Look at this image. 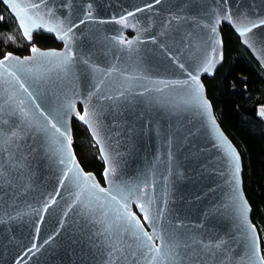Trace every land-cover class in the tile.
<instances>
[{
	"label": "water",
	"instance_id": "water-1",
	"mask_svg": "<svg viewBox=\"0 0 264 264\" xmlns=\"http://www.w3.org/2000/svg\"><path fill=\"white\" fill-rule=\"evenodd\" d=\"M0 1L16 21L14 13L5 5L4 0ZM62 2L68 3L69 0ZM71 2L73 21L76 16L82 18L84 10L92 11L96 18L94 22H87L74 30L76 50L88 53L90 63L105 71L113 67L116 69L107 77L101 72L95 73L96 81L105 80L102 94L113 96L117 91L126 89V99L119 104L94 97L92 106L98 115L86 117L89 119L86 124L75 112L84 113L83 99L91 90L94 74L90 69L85 71V66L80 63H77L67 78L53 72L50 80L41 85L42 90L46 89L53 106L56 98L62 97L65 92L69 95L73 92L83 94L76 102L75 111L66 118L72 140L71 123L75 119L87 129L101 158V144L93 136L95 129L109 158L118 162V171L122 178H147L150 184L148 191L157 201L154 207L159 206L164 210L161 223L170 232L176 233L182 241L189 237L205 244L224 240V252H217L214 264H249V240L242 234V218L235 211L231 199L234 188L238 187L239 194L248 205L247 220L254 226L259 255L263 256L261 238L257 226L252 222L251 205L243 189V161L240 151L221 128L211 101L207 98L203 77H212L224 61L221 33L223 24L236 34L241 45L264 72V25H258L244 36L227 19L221 20L216 26V39L220 43L216 45L214 66L210 72L198 74L199 82L203 85V98L210 105L207 112L188 102L183 85L170 82L186 78V73L174 65L172 59L179 58L188 65L191 63L190 58L200 53L201 40L207 42V30L198 25L196 19L191 18L210 17L217 11L223 15L228 8L232 9V14L237 19L246 10L253 20L257 15L264 18V0H228L226 5L222 0H164L160 6L154 5L152 9L136 13L129 19V24L139 22L136 28H124L111 18L142 7L144 3H151V0ZM88 3H92L91 9L87 8ZM169 12L190 19L183 22L173 21L171 27L163 29V21L168 19ZM58 14L68 16L69 10L58 8ZM100 20L106 22L100 23ZM40 31L51 34L57 42L62 43L60 49H49L59 51L64 48V40L44 29L33 30L31 41L24 37L22 31L21 34L24 41L32 45L33 35ZM125 31H131L132 38L126 37ZM117 33L127 39L139 36L134 50L129 51L126 46L120 47L110 39ZM148 35H155L156 42L148 40ZM160 44H164L165 49L172 52V57L167 56L165 49L159 47ZM126 76L131 79L130 85ZM3 87L0 85V101L6 99ZM143 89L148 91L143 92ZM36 116L43 124L38 111ZM36 143L39 149L31 154L30 169L25 171V176H30V180L26 182L27 187L23 186L25 181L17 178L15 189L4 188L0 192V264H101V256L88 243L87 231L81 234V230L87 229L88 224L82 219V207L73 205L69 198L70 194L75 198V188L71 185L61 186L59 183L60 170L56 165L59 157L48 150L43 134ZM228 144H231L239 156L238 173L234 172L236 162L229 164L226 158ZM71 150L75 155L74 147ZM76 160L79 163L78 158ZM101 160L104 167V161L102 158ZM83 170L86 171L84 168ZM102 173V182L96 179L102 187H107ZM57 188H60L59 193ZM51 196L56 197V203L50 204L45 210L43 204ZM132 210L144 223L145 230L151 232L148 223L143 221L142 213L134 206ZM41 215L44 217L42 220ZM37 223L40 225L39 231L36 228ZM49 236L52 237L51 240H48ZM73 239L78 242L72 243ZM33 243L37 245L36 249H32ZM200 257L205 260V264H213L211 259L205 258L203 251ZM120 264H132V261L121 259ZM185 264L188 262L185 261ZM192 264L200 262L197 260Z\"/></svg>",
	"mask_w": 264,
	"mask_h": 264
},
{
	"label": "snow or ice",
	"instance_id": "snow-or-ice-1",
	"mask_svg": "<svg viewBox=\"0 0 264 264\" xmlns=\"http://www.w3.org/2000/svg\"><path fill=\"white\" fill-rule=\"evenodd\" d=\"M163 2L164 0H151V3H144L142 7L126 11L118 17L113 16L111 19L124 28H136L139 22L129 24V19L133 18L136 13L152 9L154 5L160 6ZM4 3L14 13L18 27L26 39L31 41L33 30L44 29L55 33L58 39L65 41V44L64 48L59 51L56 49L41 50L32 44L29 49L30 55L20 57L7 51L0 56V85L4 86L3 94L6 96L5 100L0 101V192L4 188L15 189L17 178L25 181L23 186L27 187L26 182L30 180V176H25V171L30 169L31 154L38 151L39 145L36 142L43 134L48 150L53 151L59 157L56 165L60 170V185H71L75 188V198L73 199V194H70L69 198L72 199L73 205L82 207V219L88 224V228L82 229L81 234L87 231L88 243L95 253L101 256V264H120L121 259H131L132 264H141V261L142 264H185V261L192 264L197 260L200 264H205V260L200 257L201 251L205 253V258L211 259L214 264L217 252H224L222 246L225 241L216 240L214 243L210 241L205 244L191 237L182 241L176 233L170 232L161 223L164 210L159 206L154 207L157 201L148 191L150 184L147 178L143 180L122 178L118 171V162L109 158L106 148L99 139V133L95 129H93V136L97 139V143L101 144L100 155L104 161L102 175L107 187L101 186L94 173L83 170L71 150L72 137L66 119L75 111L76 102L83 94L73 92L69 95L65 92L62 97L56 98L53 106L51 98L46 94V89H41V85L50 80L53 72L67 78L72 74L77 63H80L85 66V71L90 69L94 74L91 90L83 99L84 113L75 112L80 120L88 124L89 119L86 117L98 115L97 110L92 106L94 97H98L101 101H113L115 104L126 99V89L117 91L113 96H106L102 94L105 80L96 81L95 73L101 72L107 77L116 70L115 67L105 71L98 65L90 63L88 53L76 50L74 30L87 22H94L96 18L93 12L84 10L82 18L76 16L73 21L71 0L68 3H63L62 0L59 3L58 0H4ZM222 3L226 5L228 0H222ZM92 7V3L87 4L88 9ZM58 8L68 9L69 15H59ZM0 19L3 17L0 16ZM188 19L190 18L187 16L172 15L169 12L168 19L163 21L162 27L167 29L171 27L173 21L183 22ZM191 19H196L198 25L207 30V42L201 40L200 53L191 57V63L188 65L181 62L179 58L172 59L171 62L186 73V78L170 83L183 85L188 102L207 112L210 105L203 98L201 92L203 85L199 82L198 74L205 71L210 72L214 66L216 45L220 43L216 39V26L221 20L227 19L232 22L235 30L244 36L258 25H264V18L257 15L253 20L246 10L237 19L232 14V9L228 8L223 15L217 11L210 17ZM99 22L105 23L106 21L100 20ZM139 30L144 31V29ZM110 39L116 45L126 46L129 51H132L139 36L127 39L117 33ZM147 39L156 42L157 37L148 35ZM244 42L248 43L247 40ZM159 47L165 49L164 44H160ZM165 51L167 56L172 57L171 51L167 49ZM126 79H129L130 85L131 79L127 76ZM164 86L167 87V84ZM147 91L148 89H143V92ZM34 110L39 112L43 124ZM258 114L264 116V105L259 106ZM225 155L229 164L236 162L234 172L238 173L239 156L231 144H228ZM56 191L59 193L60 188ZM166 196L167 193H165ZM231 199L235 211L242 218L241 224L244 229L242 234L246 235L249 240V264H264V256L259 255L254 226L247 220V202L239 194L238 187L234 188V195ZM54 203H56V197L51 196L43 204V208L47 210L49 205ZM133 206L142 213L143 221L148 223L151 232L145 230L144 223L132 210ZM40 218L42 220L43 215ZM36 228L39 231V223ZM51 239L52 237L49 236L48 240ZM157 240L160 243H155ZM71 242L77 243L78 241L73 239ZM36 248L37 245L33 243L32 249ZM225 259L227 260V257Z\"/></svg>",
	"mask_w": 264,
	"mask_h": 264
},
{
	"label": "trees",
	"instance_id": "trees-1",
	"mask_svg": "<svg viewBox=\"0 0 264 264\" xmlns=\"http://www.w3.org/2000/svg\"><path fill=\"white\" fill-rule=\"evenodd\" d=\"M0 16V56L7 51L27 55L31 45L24 41L17 22L1 1ZM221 33L224 61L212 77L204 76L203 82L221 128L240 151L243 189L264 256V116L258 114L259 106L264 105V72L227 25H222ZM33 41L44 49L56 45V40L43 32L34 34ZM71 125L76 158L102 182L104 167L97 146L75 119Z\"/></svg>",
	"mask_w": 264,
	"mask_h": 264
},
{
	"label": "flooded vegetation",
	"instance_id": "flooded-vegetation-1",
	"mask_svg": "<svg viewBox=\"0 0 264 264\" xmlns=\"http://www.w3.org/2000/svg\"><path fill=\"white\" fill-rule=\"evenodd\" d=\"M44 34L51 36L55 40V38L51 34H49V33L48 34L47 33H44ZM124 34L128 38H132V36H133V33L131 31H125ZM61 46H62V43L61 42H57V40H56V45H54V48L60 49Z\"/></svg>",
	"mask_w": 264,
	"mask_h": 264
}]
</instances>
